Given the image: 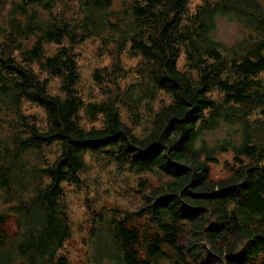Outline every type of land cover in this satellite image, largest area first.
<instances>
[{"label":"trees","instance_id":"trees-1","mask_svg":"<svg viewBox=\"0 0 264 264\" xmlns=\"http://www.w3.org/2000/svg\"><path fill=\"white\" fill-rule=\"evenodd\" d=\"M4 1L10 9L0 25V264H67L59 253L69 235L61 183L76 182L79 152L110 144L120 161L169 178L142 193L137 211H97L91 264H264V0H201L193 10L190 0H76L70 17L53 12L57 0ZM219 19L248 33L220 42ZM90 35L113 56L104 70L114 96L86 104L90 118L105 122L85 129L76 119L83 105L74 94L77 55L63 39L72 47ZM42 40L58 43L57 53L44 56ZM126 52L140 56L131 71L141 79L120 92ZM31 61L62 77L64 98L47 91L48 78ZM158 92L169 101L138 137L115 103L132 111ZM22 99L45 108V129L20 111ZM54 143L60 153L50 162L43 148ZM226 150L233 153L231 174L212 180L209 164ZM8 219L14 231L3 226ZM143 239L149 241L140 256L135 245Z\"/></svg>","mask_w":264,"mask_h":264},{"label":"rangeland","instance_id":"rangeland-1","mask_svg":"<svg viewBox=\"0 0 264 264\" xmlns=\"http://www.w3.org/2000/svg\"><path fill=\"white\" fill-rule=\"evenodd\" d=\"M200 2L201 0H190L189 10H193ZM77 8L76 0H57L53 12L64 15V17H70L76 15ZM9 9L10 5L5 1L0 3V25L4 22L7 23ZM246 33L248 30L235 22L219 19L214 36L218 41L229 45L245 36ZM63 45L67 46L75 56L77 55L78 78L74 87V94L79 95L83 105L79 107L76 119L79 125L85 129L101 127L105 118L102 115H97L95 119L90 118L86 112V104L88 102L101 103L107 100V96H114V93H111L108 88L107 69L104 70L105 67L114 62L113 56L108 52H100V39L96 35H90L72 47L67 39H63ZM42 47L44 56L54 55L60 48L58 43L46 40H42ZM139 58V55H132L127 52L121 54L120 66L128 70V73L119 80L120 92L124 91V88L131 83L141 79L135 71H131ZM28 65L40 78H48L47 91L50 94L58 95L61 98L65 97L66 92L62 90L60 83L62 77L48 75L33 61L29 62ZM182 65L183 55L178 62L179 68H182ZM97 69L100 70L101 77L95 80L94 74ZM260 75L264 76V72ZM111 88L115 89L114 86ZM214 96L217 94L214 93ZM168 101L169 97L165 93L158 92L155 99L150 101L144 99L132 111L128 105L120 102H116L115 105L120 119L131 128L136 136L142 137L149 131L153 114L158 110L160 104ZM20 111L33 116L36 125L41 130L47 127L46 110L42 105L22 99ZM221 131L214 132L212 139L220 138ZM210 135L211 133L208 134V136ZM116 145L110 144L103 148L84 149L79 152L78 155L83 162V168L74 180L76 182L66 180L61 183L63 195L60 199V208L66 213L69 235L59 253L66 257L67 264H91L90 256L91 250L94 252L95 231L100 230L98 227H93L94 216L97 211L102 208L106 210L117 209L121 212L137 211L142 204V193L146 192L148 188L163 184L169 178L168 175H163L156 169L155 171H140L120 161L117 159V153H115ZM43 153L51 162L59 155L60 147L57 143L51 144L43 148ZM34 155L39 157L36 153ZM232 157L233 153L230 150L219 153L217 163L209 164V177L212 180H219L229 176L231 174L230 167L233 166ZM141 182L143 187L139 190ZM137 221L139 224L140 221ZM3 226L11 231L15 229L13 219H8ZM143 228V226L139 228L140 234H143ZM148 241L143 239L140 244L135 245L140 256L146 251L145 245ZM164 262H169V259H165Z\"/></svg>","mask_w":264,"mask_h":264}]
</instances>
